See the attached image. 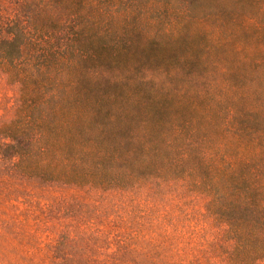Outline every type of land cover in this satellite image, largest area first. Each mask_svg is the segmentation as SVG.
Returning a JSON list of instances; mask_svg holds the SVG:
<instances>
[{
	"label": "trees",
	"instance_id": "trees-1",
	"mask_svg": "<svg viewBox=\"0 0 264 264\" xmlns=\"http://www.w3.org/2000/svg\"><path fill=\"white\" fill-rule=\"evenodd\" d=\"M102 17H111L103 0H0V74L18 93L14 118L0 126V157L9 155L8 173L47 185L110 191L135 202L130 215L138 227L114 236L123 257L142 242L140 258L74 264L264 262V148L250 147L255 132L243 126L252 111L241 108L234 121L219 123L222 147L215 149L200 143L197 130L190 136L159 133L147 142L143 136L136 144L128 135L131 146L111 141L104 128L100 138L91 134L110 98L108 92L93 98L99 80L109 82L106 71L95 72L100 57L90 42L98 37L94 28ZM106 114L105 121L115 119ZM166 188L179 214L190 197L204 201L208 227L190 231L172 224L158 210L164 209ZM146 220L163 235L145 239ZM207 231L213 238L203 235L204 243L195 244L196 234ZM175 234H189L190 258L173 244ZM71 235L72 230L64 239Z\"/></svg>",
	"mask_w": 264,
	"mask_h": 264
},
{
	"label": "rangeland",
	"instance_id": "rangeland-1",
	"mask_svg": "<svg viewBox=\"0 0 264 264\" xmlns=\"http://www.w3.org/2000/svg\"><path fill=\"white\" fill-rule=\"evenodd\" d=\"M103 9L111 17H102L94 28L98 37L90 42L100 57L95 72L106 71L109 82L99 80L93 98L104 99L105 92L110 98L91 125L93 136L104 128L111 141L131 146L128 135L136 137L133 144L143 136L147 142L159 133L190 136L197 130L200 143L215 149L222 147L219 123L234 121L243 108L252 111L243 125L255 132L250 147L264 148V0H103ZM17 97L0 74V126L14 118ZM105 112L115 119L105 121ZM8 156L0 157V264L123 257L115 236L138 227L130 215L134 201L110 191L21 179L8 173ZM165 190L164 209L158 210L167 212L172 224L190 231L208 227L204 201L190 197L179 214ZM147 221L142 223L145 239L163 235ZM70 230V239H64ZM208 232L197 233L195 244L204 243L203 235L212 239ZM174 236L180 243L173 244L190 258L189 234ZM134 250L123 258H140L142 242Z\"/></svg>",
	"mask_w": 264,
	"mask_h": 264
}]
</instances>
